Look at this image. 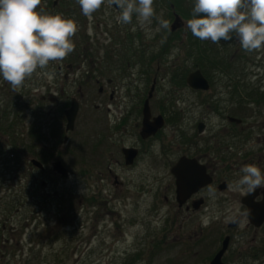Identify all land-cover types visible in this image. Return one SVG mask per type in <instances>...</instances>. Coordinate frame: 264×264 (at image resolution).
Masks as SVG:
<instances>
[{
  "label": "flooded vegetation",
  "instance_id": "flooded-vegetation-1",
  "mask_svg": "<svg viewBox=\"0 0 264 264\" xmlns=\"http://www.w3.org/2000/svg\"><path fill=\"white\" fill-rule=\"evenodd\" d=\"M163 5H167L164 15H154L151 22L144 23L143 30L136 34V37L154 41L161 39L159 45H156V51L149 54L147 46L149 47L150 43L131 48L129 42H126L123 48L111 47L106 49L103 55L92 57L87 51L86 40V45L80 50L84 59H88L86 70L77 75L72 74L71 80L68 79L67 72L62 74L65 85L58 87V95L67 96L64 88L76 89L79 97V101L76 100L77 113L81 112L80 115L87 124L93 122V115L97 116L95 123L99 128L94 136L93 165L97 172L94 175L97 189L94 195H84L81 199L82 206L85 212L88 208L94 210L93 220L97 222L95 232L98 246L101 244L105 247L108 240V246L111 247H115L119 240L123 244L132 243L133 239H138L139 230L142 231L141 236H147L149 216L153 214L161 216L165 224L184 227V231L188 230L187 234L185 232L187 239H191L193 243L197 242L199 236L200 239L211 240L207 264L220 249L223 240L225 247L220 256L222 264H264V188H258L246 195L233 192L229 188V184L239 177L240 169L244 165L254 164L261 169L259 154L255 161L252 157L245 159L241 139L243 119L228 113L222 116L228 126L220 127L224 137L221 144L214 139L212 133L202 140L204 144H197V137L205 128L202 122L195 124L197 134H185L180 129L173 132L175 138H167L164 133L167 121L177 120L178 113L165 114V98L156 96L162 88L158 80L180 89L186 88L190 93L213 94V98H216L215 94L221 96L222 92H213L210 88L214 81L208 82L204 75L208 83L207 89L190 88L185 78L189 72L198 69L194 66H167L166 69L170 72L169 80L166 79L167 71L157 77L160 68L158 62L162 55L165 56L166 48L196 38L186 30L185 21L171 30L174 14L182 20L183 18L174 9L173 4L166 0L153 1L155 14L156 9ZM41 10L75 21L78 29L81 27L82 30L77 31L76 37L83 35L87 38L85 31L88 25H94L96 28L101 25L106 28L110 25V40H128L131 27H134L133 18L129 24L117 23L118 6H108L107 3L91 18L82 14L75 0H41L37 11ZM158 16L159 19L169 22L167 29L158 27ZM101 34L105 32L101 31ZM97 47L98 43L93 46V51ZM70 57V61H76L78 54ZM153 60L156 64L153 70H150ZM72 63L74 62H69L65 68L73 71L77 66ZM230 68L226 66L215 71L221 73ZM139 85L146 88L145 92L137 97L130 95L129 88ZM225 86L233 91L238 84L233 80ZM92 89L95 90V96L91 98L90 109L89 105H86V97L91 94ZM43 98L40 96V100ZM47 98L51 102L57 101V97H50V94ZM72 98L75 97L68 96V105ZM213 103L209 107L211 111L217 112V100L214 99ZM146 108L147 113H143ZM181 111L179 115L183 120L189 113ZM0 118V138L4 142L5 130L10 127H4L3 115ZM143 121L150 127L156 125L154 121H157L158 127L152 133L142 136ZM199 123L200 131L197 129ZM130 139V142H125ZM262 146L264 148V139ZM261 171L264 173V169ZM86 175L87 173L82 175L84 180L89 176ZM108 184L111 190L108 189ZM237 207L240 213L247 215H240L238 222L233 223L228 218L235 213ZM98 224L100 230L97 231ZM91 238L86 239L89 241ZM214 241H217L216 246Z\"/></svg>",
  "mask_w": 264,
  "mask_h": 264
},
{
  "label": "rangeland",
  "instance_id": "rangeland-1",
  "mask_svg": "<svg viewBox=\"0 0 264 264\" xmlns=\"http://www.w3.org/2000/svg\"><path fill=\"white\" fill-rule=\"evenodd\" d=\"M190 2L191 0H182L184 11ZM166 7L167 5L158 7L155 15L163 16ZM179 15L181 16L180 13ZM159 16L157 25L161 28ZM133 21L134 27H131L130 38L118 41L110 40L108 34L110 25L106 28L102 25L98 28L88 25L85 31L87 38L83 35L72 38L76 46L69 56L61 62H50L46 68H38L31 78L26 79L17 89H13L0 78V117L5 111H10L4 117V127L12 129L14 123L15 129L22 130L35 124L36 127L42 125L47 131L41 143L31 142L24 153L21 149L17 152L13 149L14 157L8 152L12 147L8 142L9 133H5L4 142L0 138V264H207L211 240L200 239L199 236L197 242L193 243L191 239H187L188 230L184 231V227L165 224L161 216L153 214L149 216L147 236H141L142 231L139 230L138 239H133L132 243L123 244L119 240L115 247H111L108 246L110 243L108 240L105 247L101 244L98 246L95 232L97 222L93 220L94 210L88 208L85 212L81 203L84 195H94L97 189L94 183V175L97 172L93 166L94 136L99 129L95 123L97 116L93 115V122L87 124L80 115L81 112L77 113L73 129L65 133L62 110L68 106V96H74L77 101L79 97L76 89L72 87L63 89L66 97L60 96L58 87L65 85L62 78L64 72L68 73V79L71 80L72 74L77 75L85 71L89 65L88 59H84L83 52L80 51L86 45V40L87 51L92 57L103 55L105 50L111 47L123 48L126 42H129L131 48L142 43L148 45L150 43V49L147 46L149 54L156 51V45H159L161 39L154 41L141 36L136 37V34L143 30L144 24L139 23L135 15ZM183 21L186 22L187 19L183 18ZM101 31L105 34H101ZM78 32H82L81 27ZM224 42H227V45L219 48L218 52L232 55L233 63L229 65L231 68L221 73L215 71L207 74L208 82L214 81L210 89L213 92L221 91V96L215 94L216 98H213V94L190 93L186 88L180 89L158 80L162 88L156 96L160 99L165 98L163 101L165 114L178 113L177 120L167 121L164 133L167 138H175L173 132L180 129L185 134H197L195 124L202 122L205 128L197 137L199 138L197 144H204L202 140L211 133L221 144L224 137L220 127L228 126L222 116L227 113L238 115L243 119L241 139L245 159L252 157L255 161L259 154L263 170L264 102L256 104L252 100L256 92H264V49L246 52L240 47L238 38ZM96 43L98 47L93 51ZM186 43L184 40L166 48L165 56L162 55L158 62L160 68L157 77L167 71L166 79L169 80L170 72L166 69L167 66L193 67V60L186 55L188 49ZM73 54L75 56L78 54L76 61L75 59L70 61ZM69 62H74L72 64L77 66L73 71L65 68ZM155 64L153 60L150 70H153ZM233 80L238 86L236 90L231 91L225 85ZM145 90L144 86L139 85L129 88V94L137 97ZM94 92L92 89L91 94L86 97V105H89L90 109ZM49 94L50 97L56 96L57 101H48ZM40 96L44 98L40 100ZM214 99L218 102L217 112L211 111L209 107L214 104ZM181 110L189 113L183 120L179 115L182 113ZM1 124L0 118V130ZM65 134L67 139L63 143L62 138ZM130 141L131 139L125 140ZM29 158L40 161L44 167L43 172L31 166L28 163ZM55 159L67 169V177L61 178L51 171L50 162ZM84 173H87L86 177L89 175L87 180L82 176ZM31 176L36 181H45V185L28 190L29 196L21 197L22 194L17 191ZM107 187L111 190L109 184ZM99 228L98 224L97 231ZM88 237L92 238L88 241L86 239ZM214 245H217V241H214Z\"/></svg>",
  "mask_w": 264,
  "mask_h": 264
},
{
  "label": "clouds",
  "instance_id": "clouds-1",
  "mask_svg": "<svg viewBox=\"0 0 264 264\" xmlns=\"http://www.w3.org/2000/svg\"><path fill=\"white\" fill-rule=\"evenodd\" d=\"M84 16L91 18L101 6L116 5L117 23L129 24L133 15L141 24L150 23L155 15L153 0H75ZM41 0H0V78L13 89L46 68L61 62L75 48L72 37L78 31L75 21L60 14L37 11ZM167 29L169 22L160 19ZM185 28L200 41L220 44L235 36L246 52L264 49V0H194L191 18ZM233 192L251 194L264 188V173L254 164L244 165L239 177L229 184ZM237 207L228 219L236 223Z\"/></svg>",
  "mask_w": 264,
  "mask_h": 264
},
{
  "label": "trees",
  "instance_id": "trees-1",
  "mask_svg": "<svg viewBox=\"0 0 264 264\" xmlns=\"http://www.w3.org/2000/svg\"><path fill=\"white\" fill-rule=\"evenodd\" d=\"M166 2L172 3L174 6V9L181 14L182 18L184 19H190L191 18V10L194 5V0H191L190 3H188V7H186L187 10L184 11L182 8V0L178 2V0H166ZM182 8V9H181ZM181 11V12H179ZM237 38V37H233ZM232 38V39H233ZM187 51L186 55L190 57L193 60V66L197 67L201 73L207 77V74L209 72H214L215 70H221L222 67H226L231 65L232 62V55L218 52V49L221 47H224V45H227V42L221 41L220 44H214L210 41H200L199 39H188L187 41ZM257 94L253 98V102L257 104L264 102V92H256ZM261 102H260V100ZM6 111L4 114H2L4 117L6 116ZM1 115V116H2ZM15 121L17 123V118H15ZM22 125V123H21ZM15 124L13 123L12 129L6 128L7 134L9 133V144L12 145L11 149H9V153L11 156H13V152L16 150L21 149L22 153H24L26 147H30L28 144L33 142L35 144L36 142L42 141L43 137H45L47 131L43 129V126L36 127L34 125H30L26 129L17 130L14 128ZM49 133V132H48ZM14 149V151H13ZM14 157V156H13ZM16 161V160H13ZM25 168V167H24ZM28 170L27 168H25ZM25 171V170H24ZM38 181L31 176L28 177V179L25 180V184L19 188L17 193L22 194L21 197H25L26 195L29 196V191L33 188H37Z\"/></svg>",
  "mask_w": 264,
  "mask_h": 264
},
{
  "label": "water",
  "instance_id": "water-1",
  "mask_svg": "<svg viewBox=\"0 0 264 264\" xmlns=\"http://www.w3.org/2000/svg\"><path fill=\"white\" fill-rule=\"evenodd\" d=\"M54 2H56V0H54ZM182 24V20L181 18L177 15L174 14V18L173 21L171 23L170 29L173 30L176 27H179ZM185 81L187 83V85L190 88L193 89H198V90H205L208 87V83L206 81V79L202 76V74L200 73V71L198 69H195L191 72H189L185 78ZM77 102L74 98L71 99L69 106L63 110V116H64V131L68 132L71 131L73 129V125H74V120L76 117V113H77ZM143 113H147V108L146 111H143ZM231 120H234L232 118H229ZM157 121H159V117L157 118ZM156 122V125H154L153 127H150V125L145 124V122H142V128H141V135L145 136L149 133H152L153 130H155L158 127V122ZM236 121V120H235ZM200 123L197 125V129L200 131ZM66 136H63V143L66 141ZM30 164L32 166L37 167L38 169H42V165L39 161L35 160V159H30L29 160ZM51 171H53L54 173H56L57 175H59L60 177H66L68 175L66 169L62 166V164L60 163L59 160H54L51 163ZM179 179V178H178ZM44 184V182H40V185L42 186ZM225 247V240L222 241L221 247L220 249L217 251V253L210 259L208 264H222L220 262V256L224 250Z\"/></svg>",
  "mask_w": 264,
  "mask_h": 264
}]
</instances>
